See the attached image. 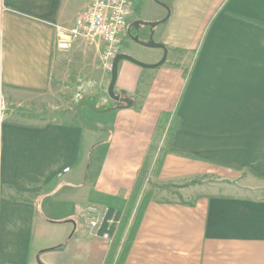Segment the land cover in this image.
<instances>
[{
  "label": "crops",
  "instance_id": "obj_1",
  "mask_svg": "<svg viewBox=\"0 0 264 264\" xmlns=\"http://www.w3.org/2000/svg\"><path fill=\"white\" fill-rule=\"evenodd\" d=\"M91 1L0 0V264H118L144 165L123 264H264V0L133 10L118 54L130 56L128 36L153 49L136 61L161 63L120 59L114 92L131 106H82L95 129L78 100L124 103L107 94L110 72L104 85L74 58L104 44L81 37L61 51L56 35Z\"/></svg>",
  "mask_w": 264,
  "mask_h": 264
},
{
  "label": "built area",
  "instance_id": "obj_2",
  "mask_svg": "<svg viewBox=\"0 0 264 264\" xmlns=\"http://www.w3.org/2000/svg\"><path fill=\"white\" fill-rule=\"evenodd\" d=\"M130 0H92L87 8L80 12L69 27L57 26V48L61 51L68 50L72 43L81 37L99 38L103 44L106 66L119 52L122 36L128 26L131 12ZM103 104H106L104 99ZM4 111V101L0 93V121ZM97 218L91 220L95 225Z\"/></svg>",
  "mask_w": 264,
  "mask_h": 264
},
{
  "label": "rangeland",
  "instance_id": "obj_3",
  "mask_svg": "<svg viewBox=\"0 0 264 264\" xmlns=\"http://www.w3.org/2000/svg\"><path fill=\"white\" fill-rule=\"evenodd\" d=\"M130 9H131L130 15L132 13V16H131L132 19L136 15V13L134 11H139L142 15H144V17L150 18L152 15H154L155 9L157 10L158 6L156 4H154V3H151L149 0H144L143 3H140V4L136 3V4H134V6H133V2H132ZM142 29L145 30V26ZM144 30H141V33H143ZM142 37H143V34L140 35V38H142ZM99 40H100L99 38H94V37L87 38V45H89V46L93 45L95 47H98ZM131 43L132 42H130L129 37L127 36L126 38L123 39L122 48L126 49L128 51V54L132 58L137 59L138 61H142V62H144L145 59L149 58V54L153 51V49H149L148 47H144V48L140 47V45H138V43H134V44H131ZM128 44L130 46H133L134 49H128L127 48ZM84 54H83V56H79V55L75 56L74 59H75L76 64H77V62L80 59H86V60L91 61L92 65H93L92 66V71H94L96 73L95 78H99V76H102V74L106 73L107 75L105 77L106 81H105L104 85L107 84V82L109 80V72H110L111 68L106 66V61L104 59L103 50H102L101 54H97V55L96 54H87V53L85 55ZM76 64H75V72H76V75H77L78 69H77V65ZM76 82H77L76 85H75L76 94H79V95L85 94V92L84 93L82 92V89H85V88L82 87L83 85L85 86L84 81H82L80 79L78 80L77 77H76ZM77 97L78 96H76V98ZM75 104H74V107H75ZM173 122H174V118H173V116H171L169 125L172 126ZM160 126H162V122L160 123ZM170 131H171V129H170ZM170 131L168 132V134L170 133ZM147 167H148L147 165L143 166V171H142L143 179H142V181L140 183L139 189H141L142 186L146 185V182H147L146 181ZM154 173H156V168L154 170ZM139 189L132 193V196L130 197V199L128 201V205H127L126 212L124 214V218H123V220L120 223L119 234L114 239V246L119 247L121 245L120 248H122V251H123V249L125 247V243H126L127 238H129V236H130L129 233L124 236L123 232L125 231V229H126V227L128 225V220H130L129 217H130L131 209H132V206L134 205V203L136 201V197L138 196V193L140 192ZM145 199L146 198H144L143 200H145ZM140 207L138 208V212H139ZM136 219L137 218L132 220L133 222L130 223V228H129L130 230H131V227L133 226L134 222L136 221ZM130 233H131V231H130Z\"/></svg>",
  "mask_w": 264,
  "mask_h": 264
},
{
  "label": "water",
  "instance_id": "obj_4",
  "mask_svg": "<svg viewBox=\"0 0 264 264\" xmlns=\"http://www.w3.org/2000/svg\"><path fill=\"white\" fill-rule=\"evenodd\" d=\"M149 25L152 26L154 24L149 23ZM147 45L152 46L153 44H152V42H149ZM120 59H127V60L134 62L140 66H143V67H155L156 65H159L161 63L160 62V63H158L156 65H152V66L144 65V64L136 61L134 58H132L126 54H120V53L117 54L112 61V65H111V69H110V81H109V85H108V89H107V94L111 100H113L115 102H122L124 104L118 105V106H110V107H106V108L99 110L96 107H94V105L91 102H89L88 100H86L85 98H81L80 100H78L75 104V107H74L75 112H76L78 119L81 122V124L83 126L89 128V129H95L96 126L84 118V116L81 112L82 106H86L95 112L109 111V110H112L115 108H129L131 106V100L130 99L123 97V96H120L118 94H115V92H114V85H115L116 76H117V63Z\"/></svg>",
  "mask_w": 264,
  "mask_h": 264
},
{
  "label": "trees",
  "instance_id": "obj_5",
  "mask_svg": "<svg viewBox=\"0 0 264 264\" xmlns=\"http://www.w3.org/2000/svg\"><path fill=\"white\" fill-rule=\"evenodd\" d=\"M142 171H143V167L140 168L138 170V174H137V179H136V183H135V186H134V192L137 191L139 189V186H140V183L143 179V176H142ZM135 226V225H134ZM135 228V227H134ZM134 228L132 230V235L130 236V238L128 240H126V243H125V248L122 252V255L119 259V262L118 264H123L124 260H125V256H126V253H127V250H128V247H129V244L131 243L132 241V236H133V231H134Z\"/></svg>",
  "mask_w": 264,
  "mask_h": 264
}]
</instances>
